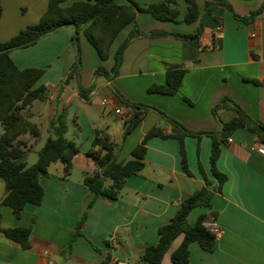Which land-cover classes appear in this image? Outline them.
<instances>
[{
    "label": "crops",
    "instance_id": "crops-1",
    "mask_svg": "<svg viewBox=\"0 0 264 264\" xmlns=\"http://www.w3.org/2000/svg\"><path fill=\"white\" fill-rule=\"evenodd\" d=\"M78 1L83 0H68L62 5L70 6ZM114 1L120 5L130 3V0ZM133 1L146 6L163 0ZM177 1L182 19L188 13L187 4L185 0ZM207 1L212 0H196L200 11L204 10ZM228 2L237 14L247 16L258 10L264 0ZM48 4L49 0H1L0 44L35 21L38 23ZM27 5L37 8L35 21L12 17L13 8ZM136 23L142 31L163 30L185 35L192 34L198 27V22H165L145 12L137 13ZM132 29L133 24H130L119 33L107 61L99 57L84 33L80 34V43L83 42L85 48L80 79L85 88H91L87 93L89 100L82 99L84 102L90 103L94 95H99L102 100L96 97L92 101H100L103 105L105 98H112L116 107H121L124 105L119 94L130 103L160 110L192 132L218 133L222 130V122H230L238 116L231 107L220 108L219 118L213 113L214 107L224 97H229L248 117L264 125V13L254 23L246 24L219 7L205 20L199 41L169 36L137 37L125 49L117 77L110 81L96 77L95 71L102 65L95 60L96 56L87 43L102 61L107 62L103 68L111 72L116 52ZM73 33L72 27H65L31 47L17 49L10 54L20 69L45 70L39 85L48 88L51 104L56 103L57 106L62 102L61 111L56 110L57 116L65 109V102L69 103L72 97L80 98L75 80L63 85L66 73L76 61ZM89 57L94 59L91 68H87ZM167 64L187 69L179 90L174 95L151 92L153 86H166ZM70 87H73L71 97ZM111 113L114 114L113 110ZM35 116L33 114L32 121ZM90 116L97 121L94 112ZM75 119L81 122L80 126L76 125L80 128L82 143L79 154L73 159L70 176L62 178L63 166L56 172L49 170V178L42 181L44 198L41 205L28 203L20 217L1 205L5 193L0 198L4 227L32 228L26 249L0 232V264H143L140 260L142 248L157 246L159 228L172 220L184 200L205 186L200 166L209 179L217 182L211 167L212 139L209 136H203L201 140L196 137L185 139L191 176L182 168L178 140L152 137L147 142L144 168L126 180L117 201L103 196L96 198L88 210L81 235L75 238L77 225L94 198L82 180L85 174L97 171L96 161L87 155L95 129L110 133L117 147V160L124 163L132 158L133 150L153 128H159L166 134L174 129L158 113L149 111L126 138L125 121L119 118L124 129L121 138L115 142L107 121L103 120L100 127L87 126L84 129L82 122L87 121L86 115ZM116 131L118 134L119 130ZM259 143V138L244 128L236 130L221 146L217 169L227 176V180L222 191L214 195L212 208L194 209L188 223L194 226L200 216L206 215V222H214L222 233L213 252H206L197 242L192 243L191 264H264V157L257 152ZM75 170L82 175L76 176ZM182 241L183 235L173 242L161 264H172L171 254Z\"/></svg>",
    "mask_w": 264,
    "mask_h": 264
},
{
    "label": "trees",
    "instance_id": "trees-1",
    "mask_svg": "<svg viewBox=\"0 0 264 264\" xmlns=\"http://www.w3.org/2000/svg\"><path fill=\"white\" fill-rule=\"evenodd\" d=\"M66 1L68 0H49L48 9L37 24L27 26L9 41L0 44V124L3 128V133L0 135V179L5 185V195L1 200V205L11 209L17 217H20L28 203L41 205L44 198L42 181L49 178V168L52 164L62 163V178L70 176L73 159L79 154L80 147L75 140L65 138L69 127L68 115L63 109L51 123L52 135L39 152L37 162L32 166L28 165L27 155L34 149L41 136L39 126L32 121L31 108L35 102H47L49 90L46 86L39 85L45 71L36 68L20 69L10 56L12 51L31 47L42 38L62 28L72 27L76 61L66 73L63 85L67 86L75 80L80 98L88 101L87 93L91 91V88H85L80 79L82 75L80 34L82 32L96 49L99 57L102 60H107L110 48L119 33L128 25L133 24L132 31L116 52L115 64L111 72L103 67H99L95 71L96 77H103L110 81L119 75L124 51L137 37L169 36L181 40L199 41L204 32L205 20L219 7L225 8L232 13L236 20L246 24L254 23L264 13V2L258 10L247 16H241L235 12L228 0L207 1L203 11L198 9L196 0H185L188 13L181 19L177 0H163L146 6H140L133 0H130L127 5H120L114 0H83L70 6H63L62 4ZM138 12L149 13L156 20L165 22H185L187 24L198 22V27L188 35L169 33L163 30L142 31L136 23ZM1 17L0 0V19ZM186 73L187 69L183 66L167 64L166 86H153L150 91L174 95L179 90ZM117 95L132 114L131 118L125 122L124 138L139 125L144 115L149 111L158 113L164 120L172 124L174 129L172 133L166 134L159 128H153L133 150L132 158L125 163L118 162L116 144L113 143L110 133L107 130L95 129L92 146L87 155L96 161L97 171L85 174L82 180L83 185L89 189L94 198L87 205L82 220L77 225L75 238L81 235L88 210L94 205L96 198L103 196L110 201H117L126 180L137 175L144 168L147 142L150 138L178 140L182 168L187 175L191 176L185 139L196 137L201 140L203 136H209L212 139L211 167L217 182L209 179L200 166L205 186L184 200L172 220L159 228V244L142 248L140 255L143 264H161L173 242L183 235L181 245L171 254V261L172 264H191L190 245L192 243L197 242L206 252H213L216 248L217 238L214 232L205 225L207 216H200L194 226L188 223V217L196 208H212L214 195L222 191L227 176L217 169L221 146L236 130L244 128L251 131L261 143H264V125L253 121L234 101L229 97H224L221 103L214 107V115L218 117L220 108L231 107L238 113V116L230 122H222V130L218 133H196L152 106L130 103L119 94ZM79 131L80 128H78ZM27 134L30 136L31 142L23 140V136ZM0 232L5 238L17 242L22 248L29 247L32 228H6L2 225L0 215Z\"/></svg>",
    "mask_w": 264,
    "mask_h": 264
},
{
    "label": "rangeland",
    "instance_id": "rangeland-1",
    "mask_svg": "<svg viewBox=\"0 0 264 264\" xmlns=\"http://www.w3.org/2000/svg\"><path fill=\"white\" fill-rule=\"evenodd\" d=\"M36 9H37L36 7H31L28 5L21 6V7H15L12 9V17L15 19L24 18L26 20L35 21L34 19L36 17ZM34 23L37 24L36 21ZM87 44L92 50L93 54H95L96 56L95 60H99L98 62H100V64L103 67L107 63L106 62L107 60L102 61L97 56L95 49L89 43ZM80 46L84 54L85 48H84L83 42L80 43ZM93 65H94V59L92 57H89L87 59V68H91ZM72 89L73 87H70L69 89L70 97L73 94ZM96 97L102 100V96H99V95H94L92 97V100ZM92 100L90 103H86L79 97H72L69 100L70 101L69 103L66 104L65 102L64 108L68 115V127H69L68 132L65 134V138L67 140H75L79 146L81 145L82 136L80 135V132H78L77 130L78 126L81 125V122L76 120L75 117L84 114L87 117V121L82 122L84 129H87V126L88 127H92V126L100 127V125H102L103 120L107 121V123L112 128V133L114 134V141L118 142V138L119 137L121 138V135L124 129L123 123L122 124L119 123L120 117L117 116L115 113L114 114L111 113V111L113 110V107H110V106L105 107L104 105H102L100 101H95V100L92 101ZM55 104H51L50 101H47L45 103L35 102L33 104V109H31V111L34 115H36L33 121L36 122L38 126L40 127L41 136L39 138L38 143L35 145L34 149L31 152H29L27 155V163L29 166H32L37 162L39 152L45 146L47 139L52 135L51 123L54 119H56V116H57L56 110L61 111L62 102H58L57 106H55ZM49 105L52 107V109L51 107L49 109ZM49 110L50 111L52 110V111L50 112ZM91 112H94L96 114L97 121L91 118L90 116ZM41 113L44 115H40ZM76 123L78 124V126L76 125ZM117 129L119 130L118 134L116 131ZM2 133H3V128L0 124V135ZM23 139L29 140L30 136L28 134L24 135ZM116 152H117V147H116ZM62 166H63L62 163L57 162V163L52 164L49 170L51 172H56L57 169L61 170ZM75 175L76 176L82 175V172L80 174L78 170H75ZM4 193H5V185H4V182L0 179V198L4 195Z\"/></svg>",
    "mask_w": 264,
    "mask_h": 264
},
{
    "label": "built area",
    "instance_id": "built-area-1",
    "mask_svg": "<svg viewBox=\"0 0 264 264\" xmlns=\"http://www.w3.org/2000/svg\"><path fill=\"white\" fill-rule=\"evenodd\" d=\"M103 105L105 107H107V106L113 107V112L116 115H118L125 122L127 120H129L131 118V116H132V114L129 111V109L125 108L124 106L116 107L115 101L112 98H105L103 100ZM229 142H232V140L229 139ZM257 152L262 157H264V143H259L257 145ZM205 225L214 232L216 238H219L221 236L222 231L214 224V222H206ZM113 264H127V263H124V262H114Z\"/></svg>",
    "mask_w": 264,
    "mask_h": 264
}]
</instances>
